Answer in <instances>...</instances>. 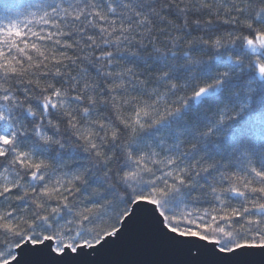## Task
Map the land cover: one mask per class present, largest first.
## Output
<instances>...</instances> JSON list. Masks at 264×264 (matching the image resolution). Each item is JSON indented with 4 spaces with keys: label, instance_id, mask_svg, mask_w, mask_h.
Listing matches in <instances>:
<instances>
[{
    "label": "clouds",
    "instance_id": "clouds-1",
    "mask_svg": "<svg viewBox=\"0 0 264 264\" xmlns=\"http://www.w3.org/2000/svg\"><path fill=\"white\" fill-rule=\"evenodd\" d=\"M17 6L21 35L0 34V264L28 237L93 244L138 197L169 219L264 197V0H0V19Z\"/></svg>",
    "mask_w": 264,
    "mask_h": 264
},
{
    "label": "snow or ice",
    "instance_id": "snow-or-ice-1",
    "mask_svg": "<svg viewBox=\"0 0 264 264\" xmlns=\"http://www.w3.org/2000/svg\"><path fill=\"white\" fill-rule=\"evenodd\" d=\"M31 13L29 15H34ZM22 7L17 6L9 19H0V34L5 31L21 35L19 28L27 22ZM204 90L201 89V92ZM264 182V168L256 173ZM264 191V189H261ZM221 198L234 203L260 197L259 192L249 193L233 190L231 195ZM264 197L255 200L252 206L241 203L239 208L215 202L216 209L208 210L207 202L200 204L193 212L185 206V215L180 218L158 211V201L148 197H138L137 203L127 213L121 226L89 244L81 241L64 242L55 236L28 237L17 246V255L5 264H93L96 249L108 239H114L124 231L126 223L132 220L147 222L158 239L178 250L181 258L163 264H264ZM143 204V207L140 205ZM196 207V205H193ZM90 250V251H86Z\"/></svg>",
    "mask_w": 264,
    "mask_h": 264
},
{
    "label": "water",
    "instance_id": "water-1",
    "mask_svg": "<svg viewBox=\"0 0 264 264\" xmlns=\"http://www.w3.org/2000/svg\"><path fill=\"white\" fill-rule=\"evenodd\" d=\"M95 251L93 264H163L181 258L178 250L158 239L147 222L135 220L126 223L124 231Z\"/></svg>",
    "mask_w": 264,
    "mask_h": 264
}]
</instances>
